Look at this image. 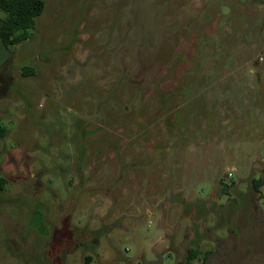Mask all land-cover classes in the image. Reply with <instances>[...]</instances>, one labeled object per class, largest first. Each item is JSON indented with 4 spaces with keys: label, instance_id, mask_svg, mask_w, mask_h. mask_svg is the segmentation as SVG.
Returning a JSON list of instances; mask_svg holds the SVG:
<instances>
[{
    "label": "rangeland",
    "instance_id": "374dc122",
    "mask_svg": "<svg viewBox=\"0 0 264 264\" xmlns=\"http://www.w3.org/2000/svg\"><path fill=\"white\" fill-rule=\"evenodd\" d=\"M44 1L0 42V264H264V0Z\"/></svg>",
    "mask_w": 264,
    "mask_h": 264
},
{
    "label": "trees",
    "instance_id": "16d2710c",
    "mask_svg": "<svg viewBox=\"0 0 264 264\" xmlns=\"http://www.w3.org/2000/svg\"><path fill=\"white\" fill-rule=\"evenodd\" d=\"M46 9L44 0H0V10L5 13V17L0 19V42L5 48L21 44L31 37V30L35 28L37 19L42 16ZM24 76L32 74L31 67L25 66L22 69ZM4 136V128L0 125V137ZM264 174V169H263ZM7 181L0 178V190L4 189ZM264 186V178L254 180V188L257 192ZM228 188V186H226ZM228 195V191H224ZM221 249V244L216 246V250ZM224 250H221V253ZM214 250H203L199 246H190L187 250L186 264H194L200 261L206 264ZM88 264L91 257L88 258Z\"/></svg>",
    "mask_w": 264,
    "mask_h": 264
}]
</instances>
